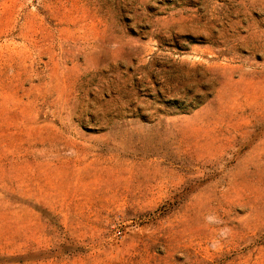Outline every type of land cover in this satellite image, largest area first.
I'll return each mask as SVG.
<instances>
[{"label": "rangeland", "instance_id": "rangeland-1", "mask_svg": "<svg viewBox=\"0 0 264 264\" xmlns=\"http://www.w3.org/2000/svg\"><path fill=\"white\" fill-rule=\"evenodd\" d=\"M0 264H264V0H0Z\"/></svg>", "mask_w": 264, "mask_h": 264}]
</instances>
